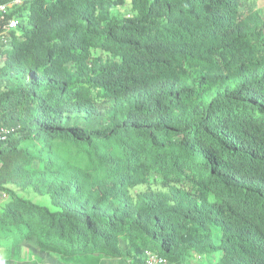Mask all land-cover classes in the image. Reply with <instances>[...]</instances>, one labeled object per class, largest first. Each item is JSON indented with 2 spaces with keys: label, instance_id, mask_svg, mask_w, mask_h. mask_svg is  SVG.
I'll return each mask as SVG.
<instances>
[{
  "label": "trees",
  "instance_id": "1",
  "mask_svg": "<svg viewBox=\"0 0 264 264\" xmlns=\"http://www.w3.org/2000/svg\"><path fill=\"white\" fill-rule=\"evenodd\" d=\"M257 3L0 13V264H264Z\"/></svg>",
  "mask_w": 264,
  "mask_h": 264
},
{
  "label": "clouds",
  "instance_id": "2",
  "mask_svg": "<svg viewBox=\"0 0 264 264\" xmlns=\"http://www.w3.org/2000/svg\"><path fill=\"white\" fill-rule=\"evenodd\" d=\"M18 2H19V0H15V1H13V3H18ZM13 3L1 4L0 6H4V9H3V10H0V13L5 12V11L8 9V7H10ZM11 21H14V25H13V26H10V25H9V23H10ZM16 26H17V22H16V20L13 19V18H11V19H7V22H5V23L3 24V28H4L5 30L11 29V28H15ZM0 127H8V126H0ZM8 128L11 129V130H10V133H11V132H12V127H8ZM8 135H9V134H8ZM8 135H7V136H8ZM7 136H6V138H7ZM6 138L1 139L0 141L5 140ZM148 253L155 254V255L157 256V259H161V261H156L154 264H166V263H167L166 258H165L163 255H161L160 253H158L157 251H155V250H151V249H145L144 252H143V258H144V262H145V264H149V263L147 262Z\"/></svg>",
  "mask_w": 264,
  "mask_h": 264
},
{
  "label": "built area",
  "instance_id": "3",
  "mask_svg": "<svg viewBox=\"0 0 264 264\" xmlns=\"http://www.w3.org/2000/svg\"><path fill=\"white\" fill-rule=\"evenodd\" d=\"M4 6H0V10H3ZM10 26L14 25V21L9 23ZM10 128L8 127H0V140L6 138V136L10 133ZM156 261H161V259H157V256L152 253H148L147 262L149 264H154Z\"/></svg>",
  "mask_w": 264,
  "mask_h": 264
},
{
  "label": "rangeland",
  "instance_id": "4",
  "mask_svg": "<svg viewBox=\"0 0 264 264\" xmlns=\"http://www.w3.org/2000/svg\"><path fill=\"white\" fill-rule=\"evenodd\" d=\"M257 6H258V12L260 14L261 17L264 18V0H258V3H257ZM124 8H122L121 10H123ZM198 260H196L195 257H191L189 259V262L191 264H196Z\"/></svg>",
  "mask_w": 264,
  "mask_h": 264
}]
</instances>
